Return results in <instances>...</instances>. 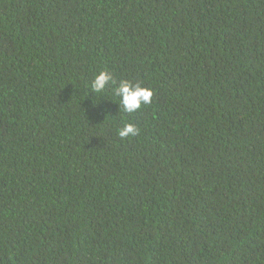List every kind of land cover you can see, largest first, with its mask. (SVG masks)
Masks as SVG:
<instances>
[{
	"label": "trees",
	"instance_id": "16d2710c",
	"mask_svg": "<svg viewBox=\"0 0 264 264\" xmlns=\"http://www.w3.org/2000/svg\"><path fill=\"white\" fill-rule=\"evenodd\" d=\"M0 264H264V0H0Z\"/></svg>",
	"mask_w": 264,
	"mask_h": 264
},
{
	"label": "clouds",
	"instance_id": "9594fccd",
	"mask_svg": "<svg viewBox=\"0 0 264 264\" xmlns=\"http://www.w3.org/2000/svg\"><path fill=\"white\" fill-rule=\"evenodd\" d=\"M91 93L102 94L106 89L112 88L114 95L118 98L116 103L119 111L126 114H133L141 110L144 105L152 102L153 92L150 88L143 87L140 84H132L126 79L118 83L113 75L107 71H100L96 74L89 85ZM120 139L139 134V130L134 124L126 123L123 128L117 132Z\"/></svg>",
	"mask_w": 264,
	"mask_h": 264
}]
</instances>
